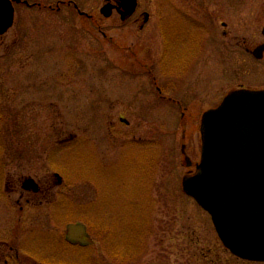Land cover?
Returning <instances> with one entry per match:
<instances>
[{
	"label": "rangeland",
	"instance_id": "1",
	"mask_svg": "<svg viewBox=\"0 0 264 264\" xmlns=\"http://www.w3.org/2000/svg\"><path fill=\"white\" fill-rule=\"evenodd\" d=\"M27 1L39 6L14 4L0 36L8 264H264L233 255L181 185L200 158L201 115L254 81L245 59L230 61L242 52L222 22L260 41L264 0H138L125 21L101 14L106 0ZM74 222L88 246L64 239Z\"/></svg>",
	"mask_w": 264,
	"mask_h": 264
},
{
	"label": "water",
	"instance_id": "2",
	"mask_svg": "<svg viewBox=\"0 0 264 264\" xmlns=\"http://www.w3.org/2000/svg\"><path fill=\"white\" fill-rule=\"evenodd\" d=\"M114 1L116 5L106 3L100 9L104 17L116 9L125 20L136 10L137 0ZM148 17L144 13V22ZM13 23V1L0 0V36ZM263 51L264 44L255 55ZM200 135V161L195 173L182 179L183 191L210 214L220 240L232 254L264 262V91L229 93L218 107L202 115ZM185 162L191 165L187 157ZM23 188L38 191L31 178L24 180ZM67 230L70 241L86 234L80 223L68 224ZM80 241L86 243L82 237Z\"/></svg>",
	"mask_w": 264,
	"mask_h": 264
},
{
	"label": "flooded vegetation",
	"instance_id": "3",
	"mask_svg": "<svg viewBox=\"0 0 264 264\" xmlns=\"http://www.w3.org/2000/svg\"><path fill=\"white\" fill-rule=\"evenodd\" d=\"M222 26H223V31H222L223 39L226 40L228 45H230V43L234 42L237 50H240L242 52V54H240L242 56L238 57V55L236 54V56L234 58H232L230 61L237 60L238 61L237 63H240V61H242V59H245L246 63L250 64V66H251V67H249L247 72L249 74L254 75V77H253L254 81H248L250 83L242 82V81H239L237 79V82L239 81L240 83L238 85H236L234 88L229 89L226 92V94L233 91V90H240V89L264 90V51L263 52H257V54L255 55L256 49L259 46H261L262 44H264V24H263L262 29H261V34H262L263 39H261L260 41H257V42L248 41L247 39H245V37H242L240 39V37L238 35H233L232 32L229 30L230 25L226 22H222ZM262 75H263V77H259ZM235 76H237V75H235ZM257 78H258V80H257ZM229 83H231V82H227V84H229ZM159 92H160V90H159ZM226 94H224V95H226ZM179 108H181V106H179ZM39 192H40V186L38 184V191L37 192L32 191V193L36 194ZM21 209H22V207H21ZM74 223L76 224V223H80V222H74ZM66 226H65V235H64V239L66 240V242L73 247L74 246H76V247L82 246V243L79 242L80 238L78 236H77V240L74 242H72V241L70 242L67 240V238H66V235H67ZM89 244L90 243H88L86 245L88 246ZM8 249L10 252L13 251V248L11 246H9ZM2 258H3L4 264L9 263V260L7 258H5V256L0 255V260Z\"/></svg>",
	"mask_w": 264,
	"mask_h": 264
}]
</instances>
